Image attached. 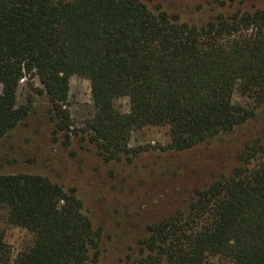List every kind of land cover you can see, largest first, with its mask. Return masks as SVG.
<instances>
[{"label":"trees","instance_id":"16d2710c","mask_svg":"<svg viewBox=\"0 0 264 264\" xmlns=\"http://www.w3.org/2000/svg\"><path fill=\"white\" fill-rule=\"evenodd\" d=\"M203 1L216 13L195 25L142 0H0V141L30 116L17 105L27 81L38 84L53 133L68 145L72 77L90 85L97 112L86 133L104 163L137 154L130 137L146 128H168L167 150L185 152L255 120L264 104V9ZM121 99L127 113L115 108ZM0 210L8 227L32 237L14 253L0 231V264L99 263L100 232L74 189L0 175ZM122 264H264V132L229 173L213 174L146 226Z\"/></svg>","mask_w":264,"mask_h":264},{"label":"rangeland","instance_id":"374dc122","mask_svg":"<svg viewBox=\"0 0 264 264\" xmlns=\"http://www.w3.org/2000/svg\"><path fill=\"white\" fill-rule=\"evenodd\" d=\"M142 1L151 11L159 8L195 25L207 22L216 13L203 0ZM243 9H264V0H247ZM69 86L66 110L72 127L67 145L63 137L53 133L46 115L48 106L36 94L38 84L20 83L17 105H28L31 112L26 123L0 141V175H39L65 190L74 189L84 215L101 235L98 264H122L128 255L134 254L146 226L183 206L213 174L229 173L243 145L264 132L263 104L255 120L209 144L185 152L169 151L168 128H146L130 137L129 148L137 154L104 163L88 143L86 133L97 112L90 85L72 77ZM238 101L251 106L247 100ZM115 108L127 113L128 100H118ZM4 215L0 210V231L17 253L32 237L24 230L8 227Z\"/></svg>","mask_w":264,"mask_h":264}]
</instances>
